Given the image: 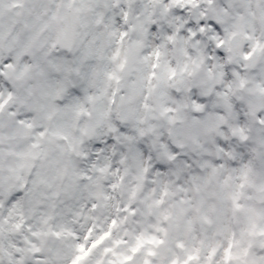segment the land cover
Wrapping results in <instances>:
<instances>
[{"label": "snow or ice", "instance_id": "6c2138e0", "mask_svg": "<svg viewBox=\"0 0 264 264\" xmlns=\"http://www.w3.org/2000/svg\"><path fill=\"white\" fill-rule=\"evenodd\" d=\"M0 264H264V0H0Z\"/></svg>", "mask_w": 264, "mask_h": 264}]
</instances>
